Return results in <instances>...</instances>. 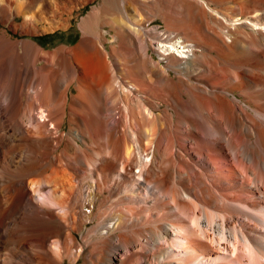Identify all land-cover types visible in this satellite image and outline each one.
<instances>
[{
  "label": "bare ground",
  "instance_id": "obj_1",
  "mask_svg": "<svg viewBox=\"0 0 264 264\" xmlns=\"http://www.w3.org/2000/svg\"><path fill=\"white\" fill-rule=\"evenodd\" d=\"M44 1L0 22L65 29L96 0ZM179 1L215 43L180 12L151 27L169 0H102L74 48L0 30V264H264V0Z\"/></svg>",
  "mask_w": 264,
  "mask_h": 264
},
{
  "label": "rangeland",
  "instance_id": "obj_2",
  "mask_svg": "<svg viewBox=\"0 0 264 264\" xmlns=\"http://www.w3.org/2000/svg\"><path fill=\"white\" fill-rule=\"evenodd\" d=\"M101 1L102 0H96V1L91 2V3H87L85 6H83V5L81 6V4H78V7H76L77 9L74 11V13H72L70 16H67L68 18H70V21H69L68 27L65 28V29H62V28L59 29L58 28V29L46 30V31H42L41 30V31H38L37 33H34V34L23 35L20 32L17 33L15 31H13V29L11 27H8L7 25H5V24L0 22V30L7 28L9 30V35L13 39H15V40H17V39L18 40L25 39V40L32 41L36 45H39V46L43 47L45 50H48V51H55L57 48H60V47L74 48L77 45L81 44V42L83 40V37L85 36V32L81 29V23L83 22L84 19L88 18V16L92 13V11L95 9V7L100 5ZM44 2L46 3V2H49V1L45 0ZM38 4H40L38 6L41 7L43 3L40 2ZM46 4H48V3H46ZM177 5H179V6H177ZM185 9L186 8H184L182 6V4L180 5V1L179 0H175V1L174 0H169V2H168V11H166L167 15L165 16L166 18H164V16H162L161 14H151V15H149L152 19H154V21L152 20L153 22H151V27L154 26V27L158 28L159 30H165V29H168V28L172 29L171 26H169V24L172 25V23L168 24L169 16H170L171 19H173V16H175L176 12H177V14H178V12H180L182 14L179 13L178 15H180V16L185 15L186 19H188L187 22L188 21L191 22V23H189V25L192 24L191 25L192 28L190 27V31H188L187 26L186 27L183 26V27L175 28L174 30L180 29V30H178L180 32L186 31L187 34L188 33L190 34V35L188 34L189 36H191V37L193 36V38L196 39L199 43H201V45H211V43L212 44L215 43V41L213 39L214 30L218 29L217 31H219V29H220V24L216 20V18H214L212 15H208L207 18H206L207 20L206 19L202 20V19H200L198 17V13L195 12V10H192L191 13H189V12H187V9L186 10ZM170 11H171V13L173 11L174 12L171 14ZM193 11H194V13H193ZM177 14H176V16H177ZM152 15H154V17ZM189 17L190 18L192 17V19H190ZM194 20H196V22ZM17 21L18 22H22L23 20L21 18H19ZM164 22H167V25H166V23L164 24ZM193 23H197V24H193ZM205 23H206V26L208 25L207 27L205 26ZM102 24L103 23H101V22H99V23L97 22V23H93L92 25L88 26L87 27L88 31H86V35H88V36H90V37H92L94 39H98L99 36L101 35L100 34L101 30L103 29V25ZM199 26H201V27H199ZM196 28L198 29V31L200 29L201 30L196 33V30H197ZM107 29L111 30V28L109 26L107 27ZM205 29L206 30L208 29L207 31H209V32H207ZM191 30L194 31L193 32L194 34L191 33ZM106 34H107V36L109 38L107 45H109V49L110 50H112L113 47H119V45L122 44L118 40L113 42L112 38H111L112 35H111V33L109 31H107ZM196 34H197L198 37H196ZM123 45H129V47H128L129 49L130 48L131 49L134 48V42L132 43L133 46L130 43H127V42L123 43ZM215 54L216 53L214 52V55ZM157 57L158 56L155 55L156 59H158ZM121 59H124V61H122ZM120 60H121L120 62H122L123 65H126V66L128 65L130 67L135 65L134 64L135 60H134L133 56H131V57H122V58H120ZM128 61H130V63ZM219 73L218 74L220 76V80L224 79L225 76L226 77L228 76L227 77L228 79L227 78L224 79L225 82H228L227 80H229V78H230L229 73H227V72H222L221 73L220 71H219ZM172 74L174 75V72H172ZM221 74L223 75V77H221ZM224 81H223V83H224ZM238 96H239V98H242V99L244 98L242 95L238 94ZM65 128H66V126H65ZM229 249L230 250H229L228 253H227V251H222L221 250V252H222L221 254H225V253L228 254V255H230L229 253L233 254V251L231 250L232 248L230 247Z\"/></svg>",
  "mask_w": 264,
  "mask_h": 264
}]
</instances>
